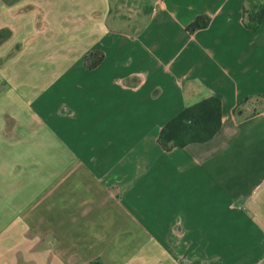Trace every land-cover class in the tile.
Segmentation results:
<instances>
[{
	"label": "crops",
	"instance_id": "crops-1",
	"mask_svg": "<svg viewBox=\"0 0 264 264\" xmlns=\"http://www.w3.org/2000/svg\"><path fill=\"white\" fill-rule=\"evenodd\" d=\"M247 4L0 0V264H264V22L244 26ZM90 51L92 79H71ZM207 95L218 132L164 150L161 128Z\"/></svg>",
	"mask_w": 264,
	"mask_h": 264
},
{
	"label": "trees",
	"instance_id": "trees-1",
	"mask_svg": "<svg viewBox=\"0 0 264 264\" xmlns=\"http://www.w3.org/2000/svg\"><path fill=\"white\" fill-rule=\"evenodd\" d=\"M243 19L246 28L257 29L264 22L262 0H248V4L243 8ZM209 20L208 16L201 15L187 26V31L192 33L204 28L208 25ZM90 58L93 60L88 66L94 68L103 60L104 55L97 51L91 54ZM220 125V99L214 95L202 96L196 102L185 106L165 123L158 134L157 142L166 151L184 147L190 143L204 142L218 132Z\"/></svg>",
	"mask_w": 264,
	"mask_h": 264
},
{
	"label": "rangeland",
	"instance_id": "rangeland-1",
	"mask_svg": "<svg viewBox=\"0 0 264 264\" xmlns=\"http://www.w3.org/2000/svg\"><path fill=\"white\" fill-rule=\"evenodd\" d=\"M97 51H90V52H88L87 54H85V55H83V57L82 58H80V59H78V57L79 56H81V55H78L77 53H74V54H69V56L71 57V56H73V59H69V61H72V62H80L79 64L80 65H83V68H84V71L86 72V75L85 76H82V74L81 73H79V72H74L72 75H70L69 77L71 78V79H77V78H79V77H86L87 79H92V77L94 76V74L92 73L91 74V72H92V70H94L96 67H94V68H90L88 65L92 62V60L93 59H89V56L91 55V54H94V53H96ZM93 58V57H92ZM36 73H38V74H40V71L39 70H37L36 71ZM33 75V74H32ZM34 76V75H33ZM38 77V76H37ZM39 78V77H38Z\"/></svg>",
	"mask_w": 264,
	"mask_h": 264
}]
</instances>
